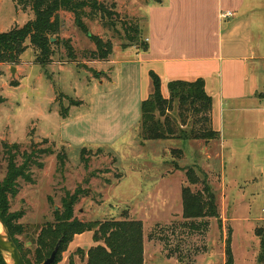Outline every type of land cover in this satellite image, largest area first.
Returning a JSON list of instances; mask_svg holds the SVG:
<instances>
[{
	"label": "rangeland",
	"instance_id": "374dc122",
	"mask_svg": "<svg viewBox=\"0 0 264 264\" xmlns=\"http://www.w3.org/2000/svg\"><path fill=\"white\" fill-rule=\"evenodd\" d=\"M99 1L112 18L97 12L84 21L91 33L113 42L108 60L86 56L95 44L75 24L74 14L61 11L59 38L69 41L75 59L62 43L53 45V61L46 66L35 62L31 46L19 62L0 63V95L6 99L0 104V181L8 171V150L17 152L19 165L22 154L32 156L30 179H19L17 193L9 195V213L22 212L17 221L26 228L17 239L27 256L34 260L39 227L54 221L63 199L81 189L74 204L79 220L143 222L145 264H227L230 233L234 264H264L258 260L261 238L256 232L264 229V158L258 165L252 162L254 153L264 157V119H223L221 137L225 134L231 146L218 149V156L213 147L209 164L202 141L141 142L139 124L133 125L137 119L124 113V105H112L115 114H108V99L116 102L126 93L125 60L135 55L122 22L141 25L149 0ZM255 15L260 19L255 31L264 39V4ZM34 17L32 8L24 9L18 0H0V32ZM177 148L184 150L183 158H176ZM188 157L198 162L191 167L200 182L192 189H203V180L209 183L219 218H184L182 190L190 185L183 165L190 163ZM96 244L93 231L77 234L63 253V264H87L84 253Z\"/></svg>",
	"mask_w": 264,
	"mask_h": 264
},
{
	"label": "trees",
	"instance_id": "16d2710c",
	"mask_svg": "<svg viewBox=\"0 0 264 264\" xmlns=\"http://www.w3.org/2000/svg\"><path fill=\"white\" fill-rule=\"evenodd\" d=\"M18 4L24 9L31 7L35 17L21 27L14 26L8 31L0 32V63L19 62L22 54L31 46L35 52V62L46 66L53 61L52 56L55 52L53 45L62 43L70 49L69 54L75 59L69 41L59 38L62 29L61 11L74 14L75 24L95 44L96 48L88 51L86 55L90 60L106 61L112 55L113 42L91 33L84 21L87 17L95 18L97 12L102 14L101 18L106 16L112 18L113 13L99 0H18ZM122 23L128 45L146 51L148 44L142 39L139 21ZM150 76L153 91L141 103V119L138 126V137L141 142L173 139L210 141L219 138V132L214 129L212 123L213 99L206 91L203 78L194 81H171L168 84L169 96L165 97L159 75L152 71ZM5 101L6 99L0 95V104ZM173 152L178 155L176 156L178 159L183 155L180 148L173 149ZM8 154L10 155L8 171L5 178L0 181V217L27 264H43L57 245L59 249L53 264H59L74 237L90 231H93V240L97 244L84 253L87 264H145L143 222L130 218L79 220L74 215V204L81 189L63 199L62 209L56 212L54 221H48L39 227L34 260L31 261L22 243L17 239L18 235L24 234L26 228L17 221L22 212L9 213V195L14 196L17 193L19 179H30L28 163L32 156L22 154L25 157L24 163L19 165L16 161L17 152L12 153L8 150ZM178 159L174 158V162L177 163ZM60 161L63 164L62 158ZM183 169L190 185L182 190L184 218L192 222L198 219L219 218L217 196L212 187L203 180V189L194 191L191 186L197 185L200 179L193 167L187 166ZM259 229L256 231L261 238L258 260L264 262V229ZM226 254L227 264H234L231 233L226 243ZM0 264H7L1 252ZM70 264H74L73 260Z\"/></svg>",
	"mask_w": 264,
	"mask_h": 264
},
{
	"label": "crops",
	"instance_id": "0c3cea01",
	"mask_svg": "<svg viewBox=\"0 0 264 264\" xmlns=\"http://www.w3.org/2000/svg\"><path fill=\"white\" fill-rule=\"evenodd\" d=\"M146 3V9H141L145 21L140 27L148 48L144 51L133 46L135 55L125 60L129 75L126 93L116 102L108 99V114H115L112 105H124V113L130 119H137L133 125H138L141 103L153 91L152 71L161 78L165 97L169 96V82L203 78L213 99L212 123L219 138L187 141L204 142V161L208 163L213 147L216 146L218 156V149L231 146L230 142L227 145L225 134L221 137L223 119H264V97H261L264 39L255 31L256 20H260L255 14L264 0H149ZM227 12L234 14L224 17ZM241 141L246 144L248 139L242 137ZM252 155L255 165L264 158ZM193 165L198 162L190 159L183 167Z\"/></svg>",
	"mask_w": 264,
	"mask_h": 264
},
{
	"label": "water",
	"instance_id": "95a60500",
	"mask_svg": "<svg viewBox=\"0 0 264 264\" xmlns=\"http://www.w3.org/2000/svg\"><path fill=\"white\" fill-rule=\"evenodd\" d=\"M57 245L51 256L43 264H53L58 252ZM0 252L7 264H27L20 249L15 243L8 227L0 217Z\"/></svg>",
	"mask_w": 264,
	"mask_h": 264
},
{
	"label": "built area",
	"instance_id": "2783aa9c",
	"mask_svg": "<svg viewBox=\"0 0 264 264\" xmlns=\"http://www.w3.org/2000/svg\"><path fill=\"white\" fill-rule=\"evenodd\" d=\"M234 13L232 12H227V13H224L223 16L224 17H227V16H233Z\"/></svg>",
	"mask_w": 264,
	"mask_h": 264
}]
</instances>
